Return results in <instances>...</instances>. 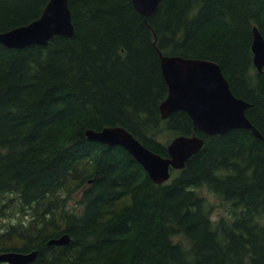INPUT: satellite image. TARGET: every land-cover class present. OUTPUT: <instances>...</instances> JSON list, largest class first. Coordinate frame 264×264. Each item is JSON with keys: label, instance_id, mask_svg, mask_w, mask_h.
<instances>
[{"label": "trees", "instance_id": "1", "mask_svg": "<svg viewBox=\"0 0 264 264\" xmlns=\"http://www.w3.org/2000/svg\"><path fill=\"white\" fill-rule=\"evenodd\" d=\"M48 2L0 0V33ZM69 5L72 37L0 43V202L22 214L0 226V253L37 250L30 264H264V141L244 128L210 136L187 112L162 119L159 108L161 54L210 59L264 136L252 51L264 0H162L147 17L132 0ZM107 126L162 156L178 135L204 145L157 184L125 148L88 139ZM64 234L69 244H48Z\"/></svg>", "mask_w": 264, "mask_h": 264}, {"label": "water", "instance_id": "2", "mask_svg": "<svg viewBox=\"0 0 264 264\" xmlns=\"http://www.w3.org/2000/svg\"><path fill=\"white\" fill-rule=\"evenodd\" d=\"M132 2L147 17L158 10L162 0ZM74 33L69 0H49L39 18L27 25L1 32L0 43L9 48L21 49L31 45H47L55 36L72 37ZM252 51L254 65L261 72L264 68V37L257 26L253 27ZM161 69L168 85V94L159 106L163 119L177 111H185L194 126L207 135H222L233 129L244 128L264 141V136L246 114L251 104L234 94L217 62L161 54ZM86 135L91 141L125 148L157 184H163L171 178V169H183L186 162L204 145V138L199 135H179L168 144V156H162L122 126L88 129ZM70 242V236L64 234L51 239L48 244L67 245ZM37 254V250L5 251L0 253V262L30 264L36 260Z\"/></svg>", "mask_w": 264, "mask_h": 264}, {"label": "rangeland", "instance_id": "3", "mask_svg": "<svg viewBox=\"0 0 264 264\" xmlns=\"http://www.w3.org/2000/svg\"><path fill=\"white\" fill-rule=\"evenodd\" d=\"M167 138L168 137H164L163 140H166ZM3 204L4 203L0 202V226L4 227L11 222H18L19 218L22 217V214H19L13 210H5V207H1Z\"/></svg>", "mask_w": 264, "mask_h": 264}]
</instances>
